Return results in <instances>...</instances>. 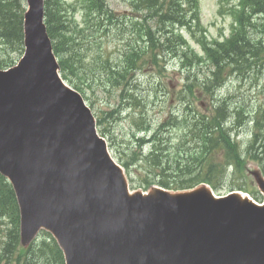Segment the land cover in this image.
<instances>
[{"label": "water", "instance_id": "95a60500", "mask_svg": "<svg viewBox=\"0 0 264 264\" xmlns=\"http://www.w3.org/2000/svg\"><path fill=\"white\" fill-rule=\"evenodd\" d=\"M30 45L20 83L49 105L45 119L15 99L10 108L16 112L15 145L0 127V166L16 190L25 240L44 227L56 237L66 264H130L122 259L113 263V257L138 251L134 236L142 239L138 232L153 225L170 233L167 216L180 213L193 200L200 210L208 208L216 216L190 229L198 243L214 250L204 255L208 263L186 259L184 264H264V207L254 213L239 195L217 201L204 188L176 195L156 189L147 197L129 195L121 171L95 135L89 112L58 83L48 46L44 41ZM4 121L0 117V125ZM40 121L44 146L33 153L25 129Z\"/></svg>", "mask_w": 264, "mask_h": 264}, {"label": "trees", "instance_id": "16d2710c", "mask_svg": "<svg viewBox=\"0 0 264 264\" xmlns=\"http://www.w3.org/2000/svg\"><path fill=\"white\" fill-rule=\"evenodd\" d=\"M85 5L87 15L92 17V13L96 12L105 17L104 22L108 25L116 23V15L113 10L104 9V0H82ZM13 0H0V28H5L3 36L7 39L13 38L19 31L15 29V23L19 22L15 8L12 6ZM57 1H54L50 7L53 11V15L58 17L59 10L57 8ZM131 7L141 13L143 20L135 22V34L131 32V38H136L142 41V44L131 45L127 50V66H134L139 59L144 63L157 62V56L159 52H162L159 48V40L166 43L171 37H167V34L171 32L170 27L176 24L188 25L195 17L194 14V0H129ZM82 5V4H81ZM240 5L243 7L249 6L252 11L251 14L260 12L264 16V0H240ZM187 6L189 7L187 9ZM190 12V15H189ZM49 14H52L49 11ZM250 15L243 16L241 13L237 17L241 22V27L236 34H232L227 40L221 43H216L214 47L207 48V55L216 64L224 67L231 61H246L247 57H253L259 55V48L254 40L247 37L245 33V23L248 21ZM97 22L95 25H101L99 19H92ZM59 22V21H58ZM100 22V23H99ZM86 23H90V20H86ZM170 23L172 25L167 26ZM90 24V25H91ZM159 33L158 38L155 36V31ZM264 31V24H263ZM57 34V32H54ZM61 38L60 35H57ZM181 37L177 34L173 35V45L177 41V38ZM70 45L74 42L71 37H68ZM182 41V39H181ZM183 42V41H182ZM58 48V47H57ZM71 52H75L79 60H72L67 58L63 61V75L69 79L73 85L81 90L80 80L84 77V70L81 65V55L75 51L73 46L70 47ZM156 49H160L156 52ZM174 49V48H173ZM178 51V50H176ZM253 51V53H252ZM72 54V53H71ZM137 67V66H136ZM85 83L84 79L82 81ZM188 91L193 92V85H186ZM221 116L212 115L207 117L204 122L207 123L206 127H200L196 129L197 124L191 125L190 131L187 129V135L189 138L195 139V135L191 132H200L201 139L197 142L199 150L194 148L179 149L174 153L160 154L156 150L155 146L151 150L150 155L147 157V163L158 171V183L166 187L172 188H189L199 182H209L214 187L219 185V178L225 172L223 163L215 162L219 152H223L224 161L227 160L233 166V172L242 170L243 164L247 158L258 161L262 164L264 171V136L253 135L252 143L245 149L244 154L240 152L238 145L230 141L227 132L222 129L220 125ZM220 119V120H219ZM203 119H198L201 121ZM196 122V121H194ZM202 126V125H201ZM258 143L255 151L249 150L251 147ZM171 180H170V179ZM219 180V181H217ZM0 216H7L9 220V230L6 232V239L3 241L2 256L1 259L6 261V264H11L12 260L15 264H20L17 260L26 251H22L18 248V231H17V208L15 199L10 186L6 182L0 183ZM44 243L41 247L44 246ZM40 247V249H41ZM19 249V250H18ZM49 251H55L52 264H62V258L57 247L51 246ZM28 256L29 252H26ZM22 264H28V259L22 262Z\"/></svg>", "mask_w": 264, "mask_h": 264}, {"label": "rangeland", "instance_id": "374dc122", "mask_svg": "<svg viewBox=\"0 0 264 264\" xmlns=\"http://www.w3.org/2000/svg\"><path fill=\"white\" fill-rule=\"evenodd\" d=\"M72 1V0H69ZM109 5L113 7L114 9L121 10L123 9L124 3H117L114 0H108ZM216 0H200V13H201V21L204 25V27L207 29L208 35L210 37H220L225 34H228L229 32V25H230V19L228 17H221L216 15ZM118 28H113L111 30L112 35L114 36L113 40L110 39V43L118 42L119 46H122L125 44V40L127 39L126 34L122 35L117 31ZM256 28H252L250 30V33L252 36H257L256 34ZM182 34L187 37V32L184 31ZM116 37H119L120 39L117 40ZM107 39V36L105 37ZM171 64L175 65V61H172L169 63L167 68L160 69V74H157V70L148 71L144 73H137V76L139 75V80L137 81V86H140L141 88H146L151 83H156L161 77L163 81H165L167 84H170L174 90H177V88H180V77L177 76L178 72L175 70H172ZM152 75V77H151ZM253 82V79L250 77H246L243 79H238L236 77H231L230 81L224 86L222 90H235L238 86H240L238 93H236L237 98H239L242 94V96L245 98V100L250 101V103L255 105H264V87L262 86V80H258V87L251 86ZM251 86V87H250ZM144 93V92H143ZM160 94V93H158ZM208 101V100H207ZM204 104V103H203ZM235 102L233 103V105ZM116 105V101L112 97H107V99H104L102 102V105L99 109V112L101 114L102 111H106L104 109H107V112L109 113L110 110H112ZM175 108H178V105H174L173 103H170V105H163L161 102V99H155L154 104L149 106L148 109V117L151 121V124H155L157 121H159L163 116H165L170 110H173ZM121 112V111H120ZM112 113L111 115L107 114V118L105 119V124L108 129V134L112 136L113 143L118 146L119 149L123 148L125 145L123 144L126 141H129V132H130V126L129 121L127 119V112H121V113ZM119 119H116L118 118ZM248 130V127H245L243 131V137L242 139L245 140L244 135L246 134ZM256 165L252 162H248L245 172L249 176L248 183L246 184L247 188L250 191L256 190V186L253 185L252 180L253 176L251 174V170L255 169ZM226 190V189H224ZM223 190V191H224Z\"/></svg>", "mask_w": 264, "mask_h": 264}]
</instances>
